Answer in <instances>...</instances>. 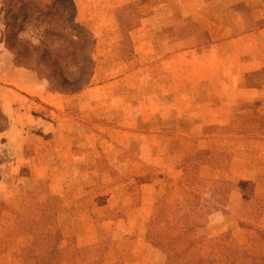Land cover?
<instances>
[{"label":"rangeland","instance_id":"obj_1","mask_svg":"<svg viewBox=\"0 0 264 264\" xmlns=\"http://www.w3.org/2000/svg\"><path fill=\"white\" fill-rule=\"evenodd\" d=\"M118 1L75 4L77 20L85 19L90 31L97 26L91 31L93 58L96 67L107 69L98 81L121 77L117 89L98 93L107 98L93 101L99 137L88 133L87 119L77 129L66 121L60 139L45 140L29 119L18 126L23 131L20 127L30 125L29 133L1 135L9 128L3 109L11 103L0 94V264L22 263L32 221L22 229L16 222L43 210L51 196L57 199L54 207L66 208L56 218L60 256L81 254L79 264H156L162 256L146 233L157 203L175 206L183 198L187 208V184L199 179L229 183L224 205L197 230L207 241L223 236L224 255L206 243L200 253L217 256V264H232L225 257L230 250L250 248L256 263L248 258L239 264H264L259 258L264 239L256 233L264 234V66L248 70L264 46L255 41L257 47L250 49L252 39L232 40L264 27V0H177L175 21L146 24L145 17L168 20L169 15H154L149 0H133L112 13ZM10 25L6 28L0 8V44L15 65L35 66L30 44L39 43L44 25L34 20L20 33L15 21ZM143 25L146 38L143 30L141 36L133 32ZM155 47H161L166 63L178 53L171 86L170 73L163 72L160 82L153 68L159 58L147 50ZM155 92L161 96L154 103ZM69 111L67 119L75 114L74 108ZM63 240L70 241L67 247ZM72 246L75 251L62 255Z\"/></svg>","mask_w":264,"mask_h":264},{"label":"trees","instance_id":"obj_2","mask_svg":"<svg viewBox=\"0 0 264 264\" xmlns=\"http://www.w3.org/2000/svg\"><path fill=\"white\" fill-rule=\"evenodd\" d=\"M0 5L6 28L15 21L16 33L24 31L25 26L34 20L44 25L39 43L35 45L30 42L36 55L35 66L23 67L35 72L39 78L46 79L51 92L71 95L91 85L96 39L77 20L73 0H1ZM54 41L59 42V45L62 43L63 47L51 48ZM39 68L45 69V72H40ZM2 118L7 124V118ZM228 184L225 180H193L187 184V208L182 206L183 198L175 206L157 203L146 233L147 242L162 256L156 264H217V256L200 252L206 243L219 256H223L220 244L223 236L207 241L198 238L197 230L204 226L210 213L224 205ZM56 200L55 196H51L43 210L27 216L22 223L16 222L21 229L24 223L33 222L26 227L27 239L21 248V264H79L77 259L82 258L81 254L60 256L57 252L56 243L61 240L62 229L56 218L66 208L60 203L54 207L52 204ZM256 233L264 239V234ZM251 253L250 248L234 249L225 257L232 264H239L248 258L256 263ZM260 255L259 258L264 260V253Z\"/></svg>","mask_w":264,"mask_h":264},{"label":"crops","instance_id":"obj_3","mask_svg":"<svg viewBox=\"0 0 264 264\" xmlns=\"http://www.w3.org/2000/svg\"><path fill=\"white\" fill-rule=\"evenodd\" d=\"M77 1L74 0L75 4L77 5ZM110 1V0H105ZM133 0H119L116 4L111 5V12L114 13L113 9L114 7H121V5L126 3H131ZM115 5V6H114ZM206 6H209V4H205ZM93 7V6H89ZM147 7L153 10L154 15H157V12L160 16L169 15V19L166 20V18H153V17H145L141 20L143 24L145 23H151V22H172L175 21L176 15L178 14L173 10L172 16V7L176 9L177 7V0H149V3L147 4ZM169 8V14H160L159 10H165V8ZM203 8V7H202ZM102 11L96 10L95 13H101ZM204 12V11H203ZM207 14V13H205ZM98 15V14H95ZM208 15V14H207ZM173 17V18H172ZM209 17V16H208ZM203 22H214V19H205L201 18ZM93 23H99V21H103V19H93L91 22ZM81 22L83 25H86L85 19H81ZM91 24V23H89ZM89 27V26H88ZM97 26H90L89 28L91 31H94ZM142 30L145 34L142 36L140 33H142ZM138 31V34L142 38H146V36L149 32L146 33L145 26L137 27V29L133 30V32ZM132 31L129 32V40L130 35L133 33ZM98 35L97 33L95 34ZM161 36V35H160ZM250 37V38H249ZM252 39L250 43V49H255L257 47L256 42L260 41L259 43L264 46V27L258 30L251 31L249 33H245L239 37H235L232 39L235 40H242V39ZM134 40V39H133ZM256 41V42H255ZM133 43H135L133 41ZM3 45L0 44V94L3 91V93H6V96L9 100H7L10 104L8 108H4V115L9 121V128L3 132L1 135H5L6 133H10L11 131H18V132H25L29 133V131L33 128L30 127V125L27 127V130L24 127H20V130H18V126L25 123L22 122L24 119H29L31 125L33 123H37L36 130L39 131V135H45V140L50 139H60L62 136L66 134L65 132V122L71 121L73 127L79 128L81 126L82 121H87L92 124L94 121L95 116L93 115V101H97L101 98H107L105 95H100L98 93H104L106 89H109V91L112 89V87H115L117 89V85L120 81V78H113L109 79L107 81L99 80L97 78L101 77V73L106 71L107 69L101 68L100 66H95V74L93 75V82L92 84L85 89L83 92H79L76 94H61L57 92H51L48 88V83L46 80H43L37 76V74L29 69H25L22 67H18L13 63V56L12 54L6 49L2 47ZM96 50V48H95ZM148 54L157 55V58H159V61L155 62L153 65V68L159 74L160 82L161 75L163 72L170 73V86L173 85V83H176L175 79L177 77V71L174 69L176 65V61L178 58V53H171L170 54V61L169 63L162 61V56L159 54L162 53L161 47H155V50L150 51L147 50ZM138 54L137 52H135ZM255 58L250 60V63L248 65V70H257L264 66V54H261L260 56L258 54ZM124 65V64H123ZM118 67V66H117ZM97 71V72H96ZM118 75V74H117ZM116 75V76H117ZM114 76V77H116ZM108 79V78H107ZM95 81V82H94ZM175 81V82H174ZM98 84V85H97ZM114 89V88H113ZM162 89V88H160ZM87 93V96L83 95ZM161 94H158V92H155L153 96V102L160 100ZM86 97V98H85ZM171 97V96H170ZM5 99V98H4ZM84 99V100H83ZM1 101V98H0ZM73 102V105H71ZM7 105V104H6ZM6 107V106H5ZM88 107V108H86ZM71 108L75 109V114L73 117H69L67 119V112ZM68 110V111H67ZM36 112V113H35ZM69 116V115H68ZM87 119V120H86ZM92 128L88 131L89 134L99 137L98 130L96 129L97 124L94 123L92 125ZM26 130V131H25ZM128 133L127 131H121V134ZM78 241V240H77ZM62 242L66 243L63 244L64 247H67L66 245L70 243V241L63 240ZM72 247L74 249H72ZM71 248L68 247L67 250L63 252L62 255L71 253L75 251L76 247L72 246Z\"/></svg>","mask_w":264,"mask_h":264}]
</instances>
